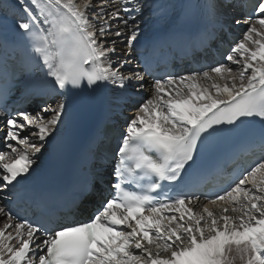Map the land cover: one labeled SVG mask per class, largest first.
Instances as JSON below:
<instances>
[{
  "label": "snow or ice",
  "instance_id": "1",
  "mask_svg": "<svg viewBox=\"0 0 264 264\" xmlns=\"http://www.w3.org/2000/svg\"><path fill=\"white\" fill-rule=\"evenodd\" d=\"M17 3L22 15L15 28L31 57L25 69L44 71L39 91L63 96L110 83L134 101L147 84L151 95L132 104L136 112L117 137L114 167L101 169L74 201L79 207L108 185L86 221H32L0 206V264H264V0H207L204 8L221 41L233 24L246 30L220 60L187 74L157 78L146 67L150 83L144 73L120 70L130 63L145 13L155 14L148 0ZM116 22L122 28L113 29ZM113 36L122 38L121 55ZM13 81L5 60L0 201L9 203L19 198L18 186L67 107L60 99L35 112L15 108ZM246 122L260 126L254 147L261 155L226 187L200 191L189 176L202 146Z\"/></svg>",
  "mask_w": 264,
  "mask_h": 264
},
{
  "label": "bare ground",
  "instance_id": "2",
  "mask_svg": "<svg viewBox=\"0 0 264 264\" xmlns=\"http://www.w3.org/2000/svg\"><path fill=\"white\" fill-rule=\"evenodd\" d=\"M14 2H16L17 3V0H13ZM149 1V0H148ZM184 1L185 0H170L169 2H168V4H171L170 5V10H167L168 12H169V14L168 15H166V12L164 13L165 14V16H167L166 17V19H164L163 21H162V23H160V24H158V23H154L151 27H150V29L149 30H147V33H143L140 37H139V39L138 40H142V39H149V38H151L154 34L156 35V34H158V33H161V32H163V31H165L166 30V26L168 25V24H170V23H172V22H175V18H176V15H177V12L178 13H180L183 9H184ZM207 1V0H206ZM177 2H179V5H176L177 4ZM154 3V2H153ZM152 3V4H153ZM162 3H164L163 2V0H155V6L156 7H158V6H161L162 5ZM205 2H203V4H204ZM207 3V2H206ZM18 4V3H17ZM19 5V4H18ZM154 6V5H153ZM154 6V7H155ZM172 6H174V8L172 9ZM182 7V8H181ZM161 15V14H160ZM204 15L205 16H207L208 17V22H209V24L211 25L212 23H214L210 18H209V16H208V14H207V12H206V9L204 10ZM159 17V16H158ZM158 17H155V19H157ZM154 19V20H155ZM160 25H162V26H160ZM239 27H241V29H242V31L244 32L245 30H246V27L244 26V25H240ZM123 45V44H122ZM123 47H124V45H123ZM122 51V50H121ZM123 52V51H122ZM118 54V53H117ZM130 58H132V61L129 63L130 64V67L132 68V69H135V71L137 70V65L135 64V61H134V59H133V57L132 56H130ZM124 68H126V66H124ZM138 71V70H137ZM187 74V73H186ZM145 80H146V82L147 83H149L148 82V80L145 78ZM107 89H108V92L111 94V104H112V106L113 107H116V105L119 103V98H120V96L119 95H121V90L120 89H118L117 87H115V86H113L112 84H107ZM144 91V93H145V95H146V97H148V96H150L151 95V90L147 87V84H146V87H145V89L143 90ZM122 96V95H121ZM52 107H55V105H51ZM35 111H38V110H35ZM2 130H4V124H3V126H2V128H1ZM50 140V138L45 142V147H44V149H43V151H42V153L41 154H39L38 155V157L36 158V161H35V163H34V165H33V167H32V169H31V171H30V173L28 174V176H27V178L29 177V176H31L33 173H35L36 172V170L38 169V163H41L42 162V160H43V158H44V155H45V151H46V149H47V145H48V141ZM0 206H3L2 204H1V201H0Z\"/></svg>",
  "mask_w": 264,
  "mask_h": 264
},
{
  "label": "rangeland",
  "instance_id": "3",
  "mask_svg": "<svg viewBox=\"0 0 264 264\" xmlns=\"http://www.w3.org/2000/svg\"><path fill=\"white\" fill-rule=\"evenodd\" d=\"M3 0H0V2H2ZM170 0H163V2L164 3H162V5L161 6H158V7H156L155 6V0H149L148 1V3H150V4H152L153 2V4L152 5H154L155 7H154V9H155V14H150L149 12H146L145 14H147V16L144 18V23H143V25H142V34L143 33H147V30H149L150 29V27L156 22V23H158V22H160V23H162V21L164 20V19H166V17L167 16H165V12L167 11V10H170L169 8H170V5L171 4H168V2H169ZM176 5H179V2H177V4ZM174 8V6H172V9ZM164 12V13H163ZM161 14V15H160ZM169 14V12L167 11L166 12V15H168ZM122 15H123V13H122ZM159 16V17H158ZM155 17H158L157 19H155ZM164 18V19H163ZM155 19V20H154ZM160 26H162V25H160ZM118 27H121L122 28V25H119V22H116V23H114L113 24V29H116V28H118ZM113 39H117V44H116V49H117V55H121L122 54V51L124 50V47H123V45H122V43H120L119 41H120V39H122V38H116V37H114L113 36ZM122 50V51H121ZM113 58V60H115L116 59V57L114 56V57H112ZM121 58H123L122 56H121ZM128 60L131 62V58L130 57H128ZM130 64H127V65H125L126 66V68H122V69H120L124 74H128L129 72H131V67L129 66Z\"/></svg>",
  "mask_w": 264,
  "mask_h": 264
}]
</instances>
